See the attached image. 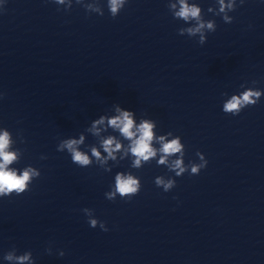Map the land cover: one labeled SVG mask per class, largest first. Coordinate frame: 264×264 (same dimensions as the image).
I'll return each instance as SVG.
<instances>
[{"label": "clouds", "instance_id": "clouds-1", "mask_svg": "<svg viewBox=\"0 0 264 264\" xmlns=\"http://www.w3.org/2000/svg\"><path fill=\"white\" fill-rule=\"evenodd\" d=\"M52 2L64 6L65 11L70 10L73 6V0H52ZM127 2L128 0H107V8L111 17H117ZM244 2L245 0H239L241 5ZM75 3L81 5L88 13L104 15V8L99 0H75ZM216 3L218 7H209L207 11L216 16H222L225 23H232L233 17L228 13L235 11L237 0H216ZM168 8L174 19L182 20L190 25L179 28V35L198 36V43L204 45L207 42V33L216 31L215 21L206 20L202 8L196 2L169 0ZM255 83L256 81H253V84ZM241 88H244L242 92L231 95L223 102L222 111L225 114L238 116L245 108L255 106L264 96V90L254 87L245 88L244 85H241ZM2 96L3 94L0 93V98ZM113 112L112 115H100L85 129L86 133L91 134L98 141V144L87 145L90 155L89 151L81 150V146L85 145V133H80L78 138L61 139L57 144V151H66L70 155L72 163L81 168L90 167L95 163L106 172L112 170L109 161L119 163L125 158L131 160L133 169H140L155 159L158 166H165L176 177H180L186 172H189L190 175H199L201 170L207 167L208 161L200 152L196 153L199 163L189 161L186 164L184 161L185 145L182 143L181 137L173 135L172 132L157 135L154 133V129L157 128L155 120L142 116L137 122L136 114L133 111L125 110L118 104L113 105ZM108 129L119 133V136L111 134L102 136L101 133L107 132ZM21 142H24L22 138ZM15 143L12 132L7 128H0V198L20 196L30 191L33 181L41 176V171L31 165L23 169L13 167L14 164L19 163L23 156V151L14 147ZM46 158L45 156L41 157V159ZM154 183L164 192H169L176 186L174 178H165L164 176H157ZM141 188L142 184L138 176L131 172H117L114 184L111 186V190L105 193V197L109 201H114L117 196L130 200L139 194ZM82 211L87 216L91 228L99 226L102 231H108L106 223L95 218L93 209L84 208ZM46 252L49 255L52 254L51 245L46 248ZM59 255L64 256L65 253L61 250ZM3 259L8 264H35L31 251L17 255L15 247L4 253Z\"/></svg>", "mask_w": 264, "mask_h": 264}]
</instances>
